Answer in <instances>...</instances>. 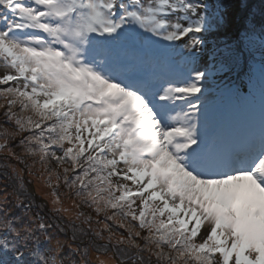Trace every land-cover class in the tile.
I'll return each mask as SVG.
<instances>
[{
  "label": "snow or ice",
  "instance_id": "obj_1",
  "mask_svg": "<svg viewBox=\"0 0 264 264\" xmlns=\"http://www.w3.org/2000/svg\"><path fill=\"white\" fill-rule=\"evenodd\" d=\"M261 2L232 32L225 0H0V225L25 169L79 222L16 264H264V120L228 103L264 89Z\"/></svg>",
  "mask_w": 264,
  "mask_h": 264
},
{
  "label": "rangeland",
  "instance_id": "obj_2",
  "mask_svg": "<svg viewBox=\"0 0 264 264\" xmlns=\"http://www.w3.org/2000/svg\"><path fill=\"white\" fill-rule=\"evenodd\" d=\"M17 151H20V150L17 149ZM9 163H16V162L9 160ZM29 163H31L30 159H29ZM0 164H3L2 158H0ZM17 167L20 168L22 166L17 165ZM20 179L24 182L26 188L32 193V195H34L36 193L34 187H36L37 184H39V185L43 184L42 181L38 180V177L30 176L26 169L23 171V174L20 177ZM44 188L47 189L46 186H44ZM48 191H49V189H48ZM66 201H67V204L64 206H66V207L70 206L71 201L70 200H66ZM47 204H50L49 201H47ZM37 205H38V207L36 209H33V212L30 213L29 216L27 217V220L25 222L26 226L21 227L19 229V233H8L5 230V226L0 225V231L4 232V235L7 239V243L5 244L4 248H3V246H0V259L2 258V255H7L10 252V250H13V251H19L20 250V251H23L24 253H26V256H29L30 253L32 252V250L36 247V244H35V240H34L33 236L29 234L28 229L29 228L35 229L41 218L48 225L49 229L52 228L53 221H52L51 217L49 218V214H48V211L50 212V210L47 209L48 207H46V205H44V201H42V200H39V202H37ZM40 205H43V207H40ZM73 223L78 224L79 222L75 221L74 217H73ZM69 227H70V225H66L63 227L66 230L67 234H69V231H70ZM86 238L88 239V237H86ZM43 239H44V237L41 234V240H43ZM52 243L55 244V241H53ZM74 249H75V246H74ZM7 256H11L13 258H16L14 255H7ZM12 262H13V264H16V261H12ZM30 264H31V262H30Z\"/></svg>",
  "mask_w": 264,
  "mask_h": 264
},
{
  "label": "trees",
  "instance_id": "obj_3",
  "mask_svg": "<svg viewBox=\"0 0 264 264\" xmlns=\"http://www.w3.org/2000/svg\"><path fill=\"white\" fill-rule=\"evenodd\" d=\"M248 4H249V2H248ZM237 9L239 10V13L242 12V9L243 8L241 7V3L239 4V6H237ZM39 186H40V189L39 190L37 189V186L34 187L36 193L33 195V197L35 199V202L36 201L39 202V200L44 201V205H46V207H48L47 209L50 210V212L48 211V214H49V218L50 217L52 218L53 226H52L51 229H49V231L50 232H58L61 227H64L66 225H70V223H69L70 221L73 223V215L72 214L70 215V213L56 212V211H54L55 205H53L51 203L52 197L50 195H47V193L49 192L48 189L44 188L43 184H41ZM63 191H64V189H61V192H63ZM47 201H49L50 204H47ZM37 202L35 203L34 209H36L38 207ZM66 204H67V201H65V205ZM83 210L85 212H88L89 211V209H87V208H85ZM73 211H75V210H73ZM93 215H94V213H93ZM69 228H70V231H69V234H67L68 236L71 235V226ZM65 233H66V230H65ZM57 234L58 235H61V237L63 238V235L64 234H60V233H57ZM85 238L86 237H84V239ZM73 245L76 247L75 244H73ZM2 246L4 248L5 244L2 245ZM18 252H20V250L19 251L10 250V252L7 255H14L16 257ZM25 255H26V253H25Z\"/></svg>",
  "mask_w": 264,
  "mask_h": 264
},
{
  "label": "clouds",
  "instance_id": "obj_4",
  "mask_svg": "<svg viewBox=\"0 0 264 264\" xmlns=\"http://www.w3.org/2000/svg\"><path fill=\"white\" fill-rule=\"evenodd\" d=\"M64 264H73L71 254H69V258L65 260ZM79 264H85L83 260L79 261Z\"/></svg>",
  "mask_w": 264,
  "mask_h": 264
}]
</instances>
